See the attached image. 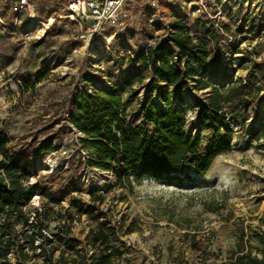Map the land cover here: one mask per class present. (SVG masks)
Segmentation results:
<instances>
[{"label": "rangeland", "instance_id": "rangeland-1", "mask_svg": "<svg viewBox=\"0 0 264 264\" xmlns=\"http://www.w3.org/2000/svg\"><path fill=\"white\" fill-rule=\"evenodd\" d=\"M29 1L36 13L39 0ZM58 8L51 17L57 21L55 35L46 33L52 26L45 27L37 18L31 20L28 7L18 10L11 31L0 17L3 128L14 141L35 137L38 143L60 126L66 132L56 142L57 149L43 154L36 163L39 174L55 173L52 191L59 201L50 203L37 195L39 199L23 209L30 222L36 212L42 216L35 217L34 226H17L25 247L24 237L35 234L41 225L51 235L63 229L65 239L53 240L56 250L50 258L30 250L25 264H96L90 256L98 252L89 241L91 230L99 223H105L110 234L115 253L111 264L220 263L235 249V226L231 225L255 229L264 217V89L241 119L227 115L234 133L232 148L216 157L206 175L190 170V178L181 173L179 180L148 176L132 189L117 186L111 172L80 164L91 152L81 146V132L66 121V100L94 87H116L129 108H138L146 97L150 72L141 71L130 58L147 46L168 44L178 20L194 27L195 37H203L205 26L223 35L221 42L230 56L219 64V74L214 77L217 84L236 83L251 75L256 85L264 87V72L252 71L254 63L264 64V0H127L123 20L106 25L94 36L66 17L68 6ZM11 9L4 8V14L8 16ZM239 56H243L241 61L236 60ZM42 64L50 67V78L37 85L36 93L23 94L20 86L33 78ZM139 73L146 77L143 85L125 86ZM210 91H186L185 102L197 107ZM132 94L136 97L131 98ZM189 114V129L196 133V114L190 109ZM87 169L92 172L91 181H84ZM37 179L35 175L30 181ZM97 194L104 201L95 203L98 209L93 215L87 211L80 214L72 205L73 198L93 203ZM69 207L80 217L71 223L59 218ZM45 210L49 212L45 214ZM22 262L14 251L4 264Z\"/></svg>", "mask_w": 264, "mask_h": 264}, {"label": "trees", "instance_id": "trees-1", "mask_svg": "<svg viewBox=\"0 0 264 264\" xmlns=\"http://www.w3.org/2000/svg\"><path fill=\"white\" fill-rule=\"evenodd\" d=\"M17 2L21 0H0V17L5 19L10 31L18 14L14 9ZM69 2L39 0L35 15L37 19L47 21L55 16L58 6L67 7ZM9 7L12 9L6 16L3 9ZM56 22L46 32L48 35L57 34ZM193 29L185 21L178 20L168 44L147 46L130 58V62L138 65L141 71L150 72L145 85L146 97L138 108H129L116 87H94L93 90L79 91L66 100V121L81 132V146L91 152L81 165L87 163L111 172L117 186L132 189L135 183L148 176L179 180L181 173L190 178V170L206 175L216 157L231 150L234 133L227 123V115L241 119L246 109L260 98L264 87L256 85L251 75L236 83L217 84L214 77L219 74V64L230 56L223 48V35L214 27L205 26L203 37H195ZM242 59L243 56L236 58L237 61ZM254 69L264 72V64L254 63L252 71ZM49 78L50 67L42 64L20 89L23 94L32 95L37 92V85ZM145 80L146 77L139 73L128 79L125 86L133 88L134 84L143 85ZM192 89L211 91L203 104L190 107L185 102L184 93ZM134 97L136 95L132 94L131 98ZM189 109L195 112L199 123L196 133L189 129ZM3 126L0 118V264L6 263L14 251L19 258L22 257V264L31 257L30 250L36 252L40 249L39 256L50 258L56 250L52 247L53 240L63 242L65 239L63 229L61 233L58 229L51 239L43 232L46 227L41 225L35 234L24 237L25 247L20 243L17 226H34L35 217L42 216L36 212L30 222L24 213V206L35 196L39 195L50 203L59 201L58 195L52 191L55 173L39 174L36 163L43 154L57 149L56 142L66 135L65 127L60 126L57 131L50 132L44 142L38 143L35 137L31 141H14ZM35 175L38 179L31 182ZM92 200L93 203L87 204L73 198L72 205L80 214L87 211L93 215L98 209L95 203H102L104 197L97 194ZM48 212L45 210V214ZM59 215L70 223L80 218L70 207ZM260 221L261 225L255 229L233 223L235 249L216 264H264L263 216ZM105 226V223H99L97 229L91 230L89 244L98 253H93L90 258L95 259L96 264H111L115 254L111 251L110 234ZM37 239L42 240L39 246H36ZM48 245L50 249L46 247ZM84 258L88 259L86 255Z\"/></svg>", "mask_w": 264, "mask_h": 264}, {"label": "built area", "instance_id": "built-area-1", "mask_svg": "<svg viewBox=\"0 0 264 264\" xmlns=\"http://www.w3.org/2000/svg\"><path fill=\"white\" fill-rule=\"evenodd\" d=\"M199 1L203 2V0ZM126 2L127 0H70L66 17L78 23L81 28L85 27L94 36L98 35L106 25L123 20L126 16ZM27 7L31 9V20L37 18L29 0H21V2L14 4V9L17 11ZM37 199L39 196H35L31 202ZM43 232L49 238L54 239L47 230H43ZM41 243L42 240L37 239L36 246L41 245ZM38 250L40 252V249Z\"/></svg>", "mask_w": 264, "mask_h": 264}, {"label": "bare ground", "instance_id": "bare-ground-1", "mask_svg": "<svg viewBox=\"0 0 264 264\" xmlns=\"http://www.w3.org/2000/svg\"><path fill=\"white\" fill-rule=\"evenodd\" d=\"M35 20H37V19H35ZM37 21H39L45 27H51L52 24L54 23L55 19L51 18V20H49V21H40V20H37ZM91 179H92V172L89 169H87L86 170V176L84 177V181H91Z\"/></svg>", "mask_w": 264, "mask_h": 264}]
</instances>
